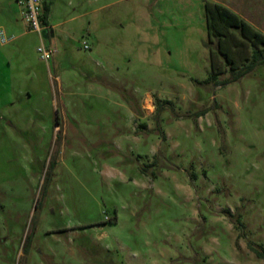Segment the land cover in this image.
Here are the masks:
<instances>
[{
	"label": "rangeland",
	"instance_id": "obj_1",
	"mask_svg": "<svg viewBox=\"0 0 264 264\" xmlns=\"http://www.w3.org/2000/svg\"><path fill=\"white\" fill-rule=\"evenodd\" d=\"M44 1L0 0V264H264V63L209 78L204 8L264 0Z\"/></svg>",
	"mask_w": 264,
	"mask_h": 264
},
{
	"label": "trees",
	"instance_id": "obj_2",
	"mask_svg": "<svg viewBox=\"0 0 264 264\" xmlns=\"http://www.w3.org/2000/svg\"><path fill=\"white\" fill-rule=\"evenodd\" d=\"M204 8L207 34L211 41L216 38L217 45L216 51L210 48L212 70L209 78L216 79L217 74L223 71L224 66L222 68L216 63L218 55L224 58L226 65L233 71L231 77L223 82L237 79L251 71L257 64L264 63V50L260 47L264 45V33L261 30L255 28L235 10L220 2L206 1ZM47 9L44 3V21ZM232 29L239 31L241 36ZM244 38L259 47L253 48L250 54L246 52L247 50H239L247 43ZM236 51L237 54H235ZM235 68L238 70L235 71ZM259 254L264 256V252H259Z\"/></svg>",
	"mask_w": 264,
	"mask_h": 264
},
{
	"label": "built area",
	"instance_id": "obj_3",
	"mask_svg": "<svg viewBox=\"0 0 264 264\" xmlns=\"http://www.w3.org/2000/svg\"><path fill=\"white\" fill-rule=\"evenodd\" d=\"M20 19L24 22L28 30L40 32L47 27L44 21V0H15ZM41 37V36H40ZM13 36H8L0 24V43L10 41ZM84 46L87 43L84 42ZM55 48L47 45L42 37L37 45V51L42 59L48 61Z\"/></svg>",
	"mask_w": 264,
	"mask_h": 264
},
{
	"label": "crops",
	"instance_id": "obj_4",
	"mask_svg": "<svg viewBox=\"0 0 264 264\" xmlns=\"http://www.w3.org/2000/svg\"><path fill=\"white\" fill-rule=\"evenodd\" d=\"M44 3L46 4V2L44 1ZM47 5V4H46ZM48 7V6H47ZM45 23L47 25V27H49V24H48V20H47V17L45 18ZM47 27L43 28L42 30H46Z\"/></svg>",
	"mask_w": 264,
	"mask_h": 264
}]
</instances>
